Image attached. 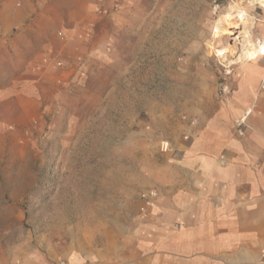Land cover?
I'll return each mask as SVG.
<instances>
[{
	"label": "rangeland",
	"instance_id": "obj_1",
	"mask_svg": "<svg viewBox=\"0 0 264 264\" xmlns=\"http://www.w3.org/2000/svg\"><path fill=\"white\" fill-rule=\"evenodd\" d=\"M238 2L96 0L29 25L25 0H0V264L139 253L161 193L249 65L206 44ZM251 15L260 47L264 8ZM229 28L219 47L238 43Z\"/></svg>",
	"mask_w": 264,
	"mask_h": 264
},
{
	"label": "crops",
	"instance_id": "obj_2",
	"mask_svg": "<svg viewBox=\"0 0 264 264\" xmlns=\"http://www.w3.org/2000/svg\"><path fill=\"white\" fill-rule=\"evenodd\" d=\"M94 1L25 0L20 13L29 25L45 8L76 18ZM247 63L233 77L229 104L161 193L162 213L139 253L106 264H264V53ZM245 114L250 127L240 135L235 121Z\"/></svg>",
	"mask_w": 264,
	"mask_h": 264
},
{
	"label": "bare ground",
	"instance_id": "obj_3",
	"mask_svg": "<svg viewBox=\"0 0 264 264\" xmlns=\"http://www.w3.org/2000/svg\"><path fill=\"white\" fill-rule=\"evenodd\" d=\"M257 5L261 8H264V0H249L247 7L250 8L248 9L247 7H245V5L241 6L240 2H238L232 5V8L234 10L233 14L225 13L226 15L223 17L225 26L229 25V27H231L233 26V24H235L239 27L238 31L236 32L237 37L232 38L234 40L237 39L238 43H236V41H229L227 44V48L219 47V45L221 44L220 42L222 41L221 37L225 33H231L230 28L227 26H223L222 24H220V22L216 25V28L213 32L215 40L209 39L206 41L207 45L216 50L218 56L228 60L230 64H237L239 63V61L245 64L249 61H253L257 57L258 53H264V41H260V47L252 42L251 29L254 28L255 22L254 17L251 15V12L255 11V9L258 7ZM234 8L237 9L235 10ZM235 19H237L238 21H234ZM228 51L230 53H228Z\"/></svg>",
	"mask_w": 264,
	"mask_h": 264
},
{
	"label": "built area",
	"instance_id": "obj_4",
	"mask_svg": "<svg viewBox=\"0 0 264 264\" xmlns=\"http://www.w3.org/2000/svg\"><path fill=\"white\" fill-rule=\"evenodd\" d=\"M247 118H248V114H245L240 118L236 119L235 121L236 131H238L240 135L244 134L246 132L245 130L250 127L247 122Z\"/></svg>",
	"mask_w": 264,
	"mask_h": 264
}]
</instances>
